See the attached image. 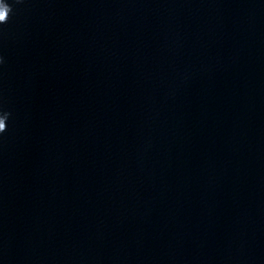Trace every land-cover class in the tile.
Segmentation results:
<instances>
[{
	"label": "water",
	"instance_id": "water-1",
	"mask_svg": "<svg viewBox=\"0 0 264 264\" xmlns=\"http://www.w3.org/2000/svg\"><path fill=\"white\" fill-rule=\"evenodd\" d=\"M0 264H264V0H0Z\"/></svg>",
	"mask_w": 264,
	"mask_h": 264
},
{
	"label": "clouds",
	"instance_id": "clouds-1",
	"mask_svg": "<svg viewBox=\"0 0 264 264\" xmlns=\"http://www.w3.org/2000/svg\"><path fill=\"white\" fill-rule=\"evenodd\" d=\"M0 62H2V57H0ZM6 128V124H4L3 126H0V133H2Z\"/></svg>",
	"mask_w": 264,
	"mask_h": 264
}]
</instances>
